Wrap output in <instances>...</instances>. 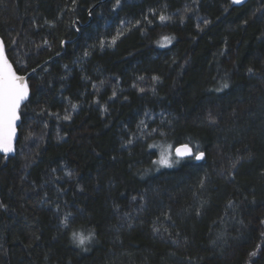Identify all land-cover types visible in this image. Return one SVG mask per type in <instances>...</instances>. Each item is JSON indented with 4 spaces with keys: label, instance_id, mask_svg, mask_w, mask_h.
Segmentation results:
<instances>
[{
    "label": "trees",
    "instance_id": "trees-1",
    "mask_svg": "<svg viewBox=\"0 0 264 264\" xmlns=\"http://www.w3.org/2000/svg\"><path fill=\"white\" fill-rule=\"evenodd\" d=\"M0 35L36 69L0 264H264V0H0Z\"/></svg>",
    "mask_w": 264,
    "mask_h": 264
},
{
    "label": "snow or ice",
    "instance_id": "snow-or-ice-1",
    "mask_svg": "<svg viewBox=\"0 0 264 264\" xmlns=\"http://www.w3.org/2000/svg\"><path fill=\"white\" fill-rule=\"evenodd\" d=\"M240 2L241 0H233V3ZM117 4H119V0H117ZM160 19L164 20L166 18L161 16ZM249 71L252 70L249 69ZM227 86V84L224 85V87ZM28 95L29 86L25 77L17 75L13 70L12 64L5 56L3 43L0 41V152L7 154L14 150L13 140L16 135V122L19 120V108L22 102L28 98ZM192 154V149L187 144L175 150L177 157ZM203 157V152H199L195 156L197 160ZM157 163L171 166V152L162 153L161 159ZM74 236H77V234H74ZM77 238L80 244H84L86 240L90 239V237L82 234L78 235Z\"/></svg>",
    "mask_w": 264,
    "mask_h": 264
},
{
    "label": "water",
    "instance_id": "water-1",
    "mask_svg": "<svg viewBox=\"0 0 264 264\" xmlns=\"http://www.w3.org/2000/svg\"><path fill=\"white\" fill-rule=\"evenodd\" d=\"M232 1H233V0H232ZM245 1H247V0H241L240 3H244ZM0 41H2V43H3L5 56H6V58L8 59L9 63L12 64L13 70L16 72L17 75L25 77V80H26V82H27V84H28V86H29L28 79H29V77L35 72L36 69H35V70H32V71H30L29 73H26V74H21V73H19V72L16 70V68L14 67L13 63L11 62V60L9 59V57H8V55H7L5 42H4V40H3V38H2L1 35H0ZM30 95H31V89H30V86H29V95H28V98H27L25 101L22 102V104H21V106H20V108H19V113H18V114H19V120H17V122H16V135H15V138H14V140H13V148H14V150H13L11 153L15 152V150H16V146H17V142H18V139H19V127H20V124H21L20 109H21V107H22V106L28 101ZM184 144H187V143H183V144H180V145L176 146V147H175V150H176L177 148L181 147V146L184 145ZM187 145H189V144H187ZM189 147L192 149V153H193V154H192V155H185V156H183V157H192V156L195 154L193 148H192L190 145H189ZM0 153H1V154H5V153H3V152H0ZM204 157H205V154H204ZM204 157H203L202 159H200V160H203Z\"/></svg>",
    "mask_w": 264,
    "mask_h": 264
},
{
    "label": "rangeland",
    "instance_id": "rangeland-1",
    "mask_svg": "<svg viewBox=\"0 0 264 264\" xmlns=\"http://www.w3.org/2000/svg\"><path fill=\"white\" fill-rule=\"evenodd\" d=\"M166 151H170L171 152V160H172L173 159V156H174V151H172V149H170V148L167 149V150H165L164 152H166Z\"/></svg>",
    "mask_w": 264,
    "mask_h": 264
}]
</instances>
